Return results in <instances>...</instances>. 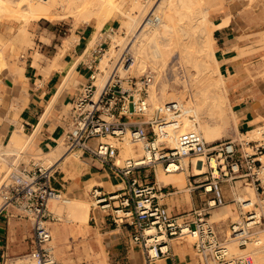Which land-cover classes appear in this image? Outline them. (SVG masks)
<instances>
[{
	"label": "built area",
	"instance_id": "obj_1",
	"mask_svg": "<svg viewBox=\"0 0 264 264\" xmlns=\"http://www.w3.org/2000/svg\"><path fill=\"white\" fill-rule=\"evenodd\" d=\"M123 60L127 63L129 59ZM153 77L150 69L138 78L121 79L111 72L96 98V87L90 82L82 86L67 109L68 125L60 138L64 154H87L101 170L118 179L112 192L91 187L93 209H110L108 216L116 227L130 228L129 244L139 249L144 264L168 255L169 242L180 243L187 237L192 240L197 264H254L231 254L226 242L232 241L239 248L250 242L257 229L264 227V204L233 195L230 202L237 221L228 224V237L226 233L220 236L218 226L208 220V215L211 209L226 205V186L231 190L240 182L257 195L264 194V123L241 136L207 143L199 132L181 130L186 115L177 103L158 105L149 114L147 96ZM90 80H95L94 74ZM187 117L197 124L193 114ZM251 131H255L254 138L246 135ZM124 142L138 145L141 152L120 163L118 144ZM4 156L0 151V159ZM10 157L16 159L15 155ZM8 166L12 171L0 183L1 208L11 207L16 217L30 223L29 250L13 258L12 264H60L48 227V221L54 218L47 209L49 200L65 199L60 190L50 186L55 166L48 168L33 161L15 166L10 161ZM158 166L165 174L187 172L188 189H201L204 194L203 207L173 215L160 204L155 178ZM196 167L205 171L195 175ZM7 260L5 257L1 264Z\"/></svg>",
	"mask_w": 264,
	"mask_h": 264
},
{
	"label": "bare ground",
	"instance_id": "obj_2",
	"mask_svg": "<svg viewBox=\"0 0 264 264\" xmlns=\"http://www.w3.org/2000/svg\"><path fill=\"white\" fill-rule=\"evenodd\" d=\"M51 1L61 2L58 4L59 12H65L72 17L74 26L79 23L93 26L89 48L99 43L100 30L105 28L107 24H110L115 15L119 19V25L116 28L110 29V40L98 63V67L105 73V76L100 77L97 84L95 80L93 82L96 87L95 98L109 78L108 71L115 72V74H119L122 77L129 71H134L136 74L144 73L148 67L154 73L153 83L150 85L153 86L156 79L165 72L167 62L171 58L170 55L176 52L178 60L186 74V79H180L182 92L189 91L186 94V103L182 104V95H179L182 93L172 94L166 87L167 85H164L159 94L152 91L150 101L147 96V101L150 104L149 114L158 105L177 103L186 115L181 130L199 132L207 143L219 141L223 137L231 120H233L236 126L237 117L228 104L225 78L219 72L220 70L218 71V59L216 60L214 57L215 48L213 47L211 33L213 23L208 18L210 10L208 9L207 0H159V2H157L158 0H154L155 3H153V0H146L145 4H142L141 0H0V23H18L16 34L13 35L14 37H11L7 43L0 44V74L8 66L7 55L15 53L16 49L22 47L24 43H32L29 36L30 33L27 31L28 24L38 19L53 20L55 14L52 12ZM241 1L247 3L253 1V4L258 2V0ZM153 11L159 13L155 22L147 19V15ZM226 21L225 18L221 23L224 25ZM263 35L259 37L258 42L256 40V44L260 43L261 38H264ZM243 38L245 37L243 36ZM13 41H15V44ZM125 53L130 55V59L126 65H122L118 60ZM188 114H193L196 117L197 124H193L189 120ZM256 121L258 119L255 117ZM236 133L241 136L239 131H236ZM254 133L255 131H251L246 135L254 138ZM32 138L23 134L21 130H15L7 143L9 148H12L9 154L15 156L23 154L25 150L30 149ZM120 145L121 143L118 147L120 152L117 160H119V157L135 158L140 153L138 145L137 148L128 143H123L121 148ZM61 147L63 148L64 146L60 139V142L48 152L38 153L39 156L46 158L50 165L47 166L39 163L48 168L64 163L67 157L64 154L65 150H62ZM70 156H73L75 160L79 158L74 152L69 153L68 157ZM5 168L6 166H4ZM204 171L205 168L200 169L196 167L194 174L200 175ZM185 176L183 172L165 174L160 166L155 169V178L159 186L172 184L178 189H184L181 183L186 178ZM89 184L92 187L95 185H106L93 181ZM262 186L264 188V179ZM232 189L234 190L235 187ZM187 190L186 188L185 191ZM254 192L251 187L244 186L242 192H235L234 190L231 195H234L235 198L243 197L252 203L255 202L253 198ZM49 204L52 210L50 213H54L57 216V220H61L62 215H65L66 221L88 222L90 207L83 200H79L78 198H65L62 201L51 199L47 204V208ZM1 206L2 202L0 203V208ZM247 209H250V207L246 206ZM226 212L227 216L230 214L234 217V220L231 222L237 221L233 206L227 208ZM215 215L213 214L212 217H216ZM212 217L211 219H213ZM224 217V215L218 216L212 222L222 221ZM259 231L262 230L257 229V233ZM150 234L151 232L148 231L147 235ZM225 236L228 237V234L226 233ZM149 241H152V239H149ZM250 244L252 246L248 247ZM250 244H246L248 248L245 247L246 245L244 246L247 248L245 256H251L253 262L261 264L262 261H259L263 260L261 257L264 258V256H261L264 254V235L262 238L257 237L253 239ZM226 246L230 251V244L228 245L227 243ZM244 247L237 248L244 249ZM237 257L248 259L242 256ZM248 260L251 261L250 259Z\"/></svg>",
	"mask_w": 264,
	"mask_h": 264
},
{
	"label": "crops",
	"instance_id": "obj_3",
	"mask_svg": "<svg viewBox=\"0 0 264 264\" xmlns=\"http://www.w3.org/2000/svg\"><path fill=\"white\" fill-rule=\"evenodd\" d=\"M209 18L217 26L213 29L212 36L218 71L225 76L230 73L236 75L238 68L242 67L243 58H236V47L239 48L240 43L237 23L231 17L214 13ZM223 18L227 21L221 26ZM5 24L13 25L1 22L0 28H6ZM116 24V20H111L110 24L101 29L99 43L90 48L88 46L93 33V26L90 24L79 23L74 27L71 24L68 30L59 23L36 24L32 28L31 45L25 48L18 61L10 63L9 59L8 67L2 72H11L13 75L0 85L1 145H6L11 134L17 129L33 137L28 149L31 153H46L57 145L68 125L66 109L72 106L82 86L94 82L90 80V76L96 72L98 52H102L110 29ZM229 100L231 110L237 117L236 128L239 133L260 124V120L255 122V116H264L263 89L249 83V79L245 78L229 90ZM85 155L83 159H89V165L72 162V165L67 164L63 169H60L59 165L55 166L50 186L63 194L73 196L71 198L84 194L91 181L106 184L95 185L103 188L104 192L114 191L118 179L106 170H101L100 165ZM156 185L160 189L159 203L173 215L196 210L201 204L190 189L187 190L186 198L185 193L172 190L175 189L172 186H159L157 181ZM66 222L80 226L88 224ZM104 234H114L115 240L106 244L114 247L129 242L130 228H108ZM29 239V221L16 217L10 209L0 208V264L5 257H18L28 252ZM140 257L144 264L141 254ZM129 264L135 263L129 261ZM153 264H196V259L192 246L171 241L168 255L157 259Z\"/></svg>",
	"mask_w": 264,
	"mask_h": 264
},
{
	"label": "rangeland",
	"instance_id": "obj_4",
	"mask_svg": "<svg viewBox=\"0 0 264 264\" xmlns=\"http://www.w3.org/2000/svg\"><path fill=\"white\" fill-rule=\"evenodd\" d=\"M154 1V0H153ZM156 1V0H155ZM155 1L153 3H155ZM159 2V0L157 1ZM156 2V3H157ZM250 2V1H249ZM248 2V3H249ZM61 2L59 1H51V7H52V12L55 14L53 16V20L51 22H47V20L44 21V19H38V20H33L31 21L28 26H27V31L30 33V38L32 39L31 35V30L36 24H46V23H59L60 25H63L65 30H68L72 27L73 25V18L70 17L67 13H61L59 12V7L58 4ZM142 4L146 3V0H141ZM247 2H243L241 0H207V5L208 9L210 10L208 15L210 16L212 13L218 14L220 16H225V17H231L234 19V21L237 23V28L239 29V36L238 40L240 41L239 43V48H237V54L236 58L243 57L241 60V65L242 67H239L237 70L236 75H232V73L228 74L227 76H224V82L226 86V90L228 93V104L230 106V100H229V90L233 88L235 84H239L245 80V78L249 79V83H253L256 85L258 88L264 90V38L259 41L260 43L256 44V40L258 42L259 37L263 35L264 31V1H259L256 4H253V1L249 3L248 6ZM159 16V13L156 11H153L147 15V19L155 22L157 17ZM208 16V18H209ZM225 19V18H223ZM112 20H116L117 24L114 26L116 28L119 25V19L115 15ZM210 20V18H209ZM227 20V19H226ZM6 25V24H5ZM221 26L223 25L222 23L220 24ZM109 26V25H108ZM219 26V25H218ZM18 27V23L14 22L13 25H6V28H0V44L7 43L8 40L11 39V37H14L13 35L16 34V30ZM217 26L212 24V30L211 33H213V29L216 28ZM258 34H257V33ZM260 32V33H259ZM107 33V30H106ZM255 33V34H254ZM243 36L245 38H243ZM213 37V36H212ZM242 37V38H241ZM264 37V35H263ZM110 38L107 39L106 43L103 45V50L101 54L97 57L96 60V72H95V83L97 84L99 81V78L102 76H105V73L100 70L98 67V63L100 60V57L104 51V49L107 46V43L109 42ZM262 42V43H261ZM15 44V41H13ZM31 44L24 43L22 47H19L16 49L15 53L7 55V63L9 59L11 60L10 63L18 61L20 55L24 52L25 48L28 47ZM250 46V47H249ZM213 47L214 46V38H213ZM262 47V48H261ZM259 48V49H258ZM175 50V49H174ZM173 50V52H174ZM255 50V51H254ZM246 51V52H245ZM244 52V53H243ZM247 53V54H246ZM171 58H169L167 62V66L165 68V72L161 74L156 79V82L153 86H149L148 88V98L149 101L151 100V93H160L161 88L164 85H167L166 87L168 88L169 92L172 94H179L180 96L182 95V104L186 103V94H188V90H186L184 93L182 92V84L181 78L186 79V74L185 70L183 69V66L178 60L177 53L174 52L173 54L170 55ZM99 59V60H98ZM123 59H130L129 54H124L118 61L122 64L124 63ZM175 61V62H174ZM174 62V63H173ZM128 63V62H127ZM127 63H124L126 65ZM173 64V66H172ZM171 66V67H169ZM176 66V67H175ZM8 67V66H7ZM169 68V69H168ZM174 69L172 71V69ZM146 70H149L147 67ZM145 70V71H146ZM179 70V71H177ZM144 71V72H145ZM175 72V73H174ZM183 72V73H182ZM111 71H108L107 74L109 75ZM174 73V75H173ZM13 74L11 72L5 71L4 73L0 74V85H2L7 79L11 78ZM119 75V74H118ZM142 75L141 74H136L134 71H129L126 73L125 76H120L121 79L126 78L127 76L133 77V78H138ZM175 79V80H174ZM177 80V81H176ZM180 80V81H178ZM185 99V100H184ZM185 102H184V101ZM149 103V102H148ZM150 106V104H149ZM231 108V107H230ZM68 109V108H67ZM66 109V110H67ZM154 109V108H153ZM258 120L264 123V116L263 118H260L259 116H255ZM237 129L235 126V123L233 120L229 122V126L227 130L224 132V135L221 139L219 140H225V139H232L235 137H238V134L236 133ZM204 139V138H203ZM205 140V139H204ZM60 141H57V143ZM56 143V144H57ZM125 143V142H124ZM123 143H121L122 145ZM120 145V148L123 146ZM135 148L134 145H131ZM119 147V144H118ZM137 148V146H136ZM62 150H65L64 147ZM12 148H9V146L6 145H1L0 144V151L5 154V156L0 159V183L3 182L6 179L7 174L12 171L10 167L8 166L9 162L12 161L14 166L19 163L23 162L24 164H27L28 162H40L44 165L49 166L50 163L44 158L43 156H39L37 154L31 153L28 150H25L23 154L20 156L16 155V159H12L10 157ZM120 151V149H119ZM79 152V153H78ZM141 152V151H140ZM8 153V155H7ZM79 158L75 160L73 156L68 157V154L65 155L66 160L64 163L59 164V168L63 169L67 164L69 165L70 162H82L86 163L85 165H89V159H83L86 157L85 154L81 156L80 151H74ZM140 154V153H139ZM126 158L124 157H119V160H124ZM14 160V161H13ZM120 161V163H121ZM72 165V164H70ZM4 166L6 168L4 169ZM58 166V165H55ZM9 171V172H8ZM6 172V173H5ZM184 176L186 177L181 183L184 187V189H178L177 187L173 186L172 184L168 185L169 187H174L175 189L172 190H178L181 191V193H185L186 198L188 197L187 191L185 189L189 188L188 184V178H187V172H183ZM2 175V176H1ZM199 177H196L197 179ZM153 179V176H150V180ZM91 185L88 184V186L85 189L84 194L81 196H74V198H78L79 200H83L84 202H87L90 207V214H89V221L88 224L80 226L75 223L71 222H66L64 221L66 216L62 215L61 221L57 220V216L52 213L51 216H53L54 220L48 221V227L51 231L52 235V241L51 245L54 248V253L59 261L60 264H117V261L119 262L118 264H129V261L134 262L135 264H143L142 260L140 259V251L137 247L135 246H130L129 242H126V244L123 242L122 244L118 246H107L106 244L109 241H114L115 239L113 238L114 234H104L105 231H108V228H116V226L111 222L108 213H110V209L106 210L105 212L99 211L97 208L93 209L94 203L92 202L93 200L91 199V196L89 194V190L91 189ZM192 188V187H190ZM113 189V188H112ZM111 189V191H112ZM243 185H240V182L235 183V192H242ZM264 189V188H263ZM103 188H101V191ZM233 189H228V187L223 188V197L224 200L226 201V205L224 207H215L214 209H211L209 211L208 215V220L210 222L214 221L215 218L218 216L224 215V219L222 221H217L214 222L218 226V230L220 231V236L224 235L227 232L228 224L234 220V217H232L230 214L227 216V208L230 206H233V203L230 202L231 198L233 197L232 191ZM244 191V190H243ZM248 191V190H246ZM192 194L197 196V199L200 201V205L197 209H200L204 205V194L201 192V189H196V190H191ZM64 198H71L73 196H70L69 194H63ZM254 201L259 203L260 205L264 204V194L262 195H257L254 192ZM1 199V197H0ZM2 200L0 201V203ZM49 203V201H48ZM51 204V203H50ZM50 204L48 205V211H52L50 208ZM7 209H10L13 213H16L15 210H13L11 207H8ZM196 209V210H197ZM170 211V210H168ZM172 214V213H171ZM213 214L216 217H212ZM236 214V213H235ZM94 218V220L92 219ZM211 217L213 219H211ZM123 226H121L122 228ZM264 227H261L262 231H259L255 235L252 236V239H255L257 237H263L264 235ZM115 233V232H113ZM248 242V244L251 243ZM184 243L187 245L191 246L192 240L190 238H186L183 240ZM232 241H227L226 244H230L229 248L231 249L230 252L236 256H242V257H247L245 256V250L252 246V244L247 245L244 247V249H239L236 247L235 244L230 243ZM244 250V251H243ZM240 252V253H239ZM25 254V253H24ZM22 256V255H21ZM21 256L18 257H8V260L5 261L4 264H12L13 258H20ZM261 256H264L261 255ZM248 259H250L253 262L252 257L248 256ZM263 260H260L259 262L262 261L261 264H264V258L261 257ZM19 261H16V264H18ZM254 264H257L253 262ZM197 264V263H196Z\"/></svg>",
	"mask_w": 264,
	"mask_h": 264
}]
</instances>
